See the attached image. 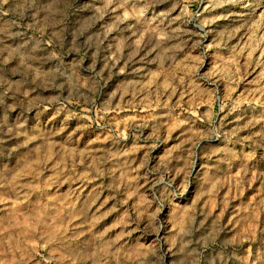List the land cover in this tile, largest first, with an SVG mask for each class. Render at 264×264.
Here are the masks:
<instances>
[{
	"label": "rangeland",
	"instance_id": "374dc122",
	"mask_svg": "<svg viewBox=\"0 0 264 264\" xmlns=\"http://www.w3.org/2000/svg\"><path fill=\"white\" fill-rule=\"evenodd\" d=\"M0 264H264V0H0Z\"/></svg>",
	"mask_w": 264,
	"mask_h": 264
}]
</instances>
